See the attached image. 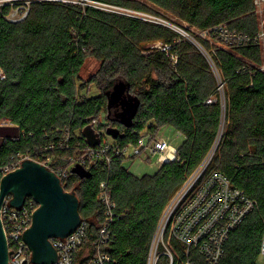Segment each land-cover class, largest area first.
Here are the masks:
<instances>
[{
    "label": "trees",
    "instance_id": "16d2710c",
    "mask_svg": "<svg viewBox=\"0 0 264 264\" xmlns=\"http://www.w3.org/2000/svg\"><path fill=\"white\" fill-rule=\"evenodd\" d=\"M100 1L150 10L134 0ZM147 1L199 30L225 24L247 41L226 49L196 37L210 61L191 39L160 23L59 1L33 2L25 19L12 22L6 18L10 7H0V181L12 156L44 152L55 143L46 153L53 155V167H70L62 184L79 198L87 231L83 248L93 246L105 221L98 199L105 181L114 219L113 237L102 250L110 254L109 264H139L166 207L220 132L210 169L227 175L257 206L231 232L219 264H264V11L255 0ZM89 57L99 62L90 84L100 93L92 96L82 94ZM120 80L137 103L129 124L119 116L121 105L109 107L108 93ZM211 97L216 101L207 103ZM102 112L123 133L114 139L120 153L110 152L109 163L82 164L90 146L82 129ZM165 126L184 137L177 158L153 174L131 172L124 150L136 146L145 130L153 136ZM66 133L68 145L60 146ZM194 260L205 264L196 253Z\"/></svg>",
    "mask_w": 264,
    "mask_h": 264
},
{
    "label": "built area",
    "instance_id": "2783aa9c",
    "mask_svg": "<svg viewBox=\"0 0 264 264\" xmlns=\"http://www.w3.org/2000/svg\"><path fill=\"white\" fill-rule=\"evenodd\" d=\"M52 1L73 3L81 5L83 8L92 6L132 17L137 16L126 12L128 10L133 12L132 9L108 4L100 0H0V7L9 6L10 11L6 18L12 22H18L27 17L33 2ZM258 2L262 3L264 0H255L256 5ZM261 11L263 13L264 9ZM201 33L203 38L207 40L214 39L228 46L242 45L247 41L244 35L230 29L225 24L203 29ZM262 33H264L263 29L260 36L264 38ZM156 45L161 46V43H156ZM260 69L264 71V60ZM2 75L3 72L0 71V76ZM218 91L222 101L224 83L220 80ZM215 101L216 98L211 97L206 102L213 103ZM177 133L181 134L180 132ZM69 139L70 136L66 133L59 145L66 143L64 146H67ZM219 139L220 132L208 155L188 177L166 207L151 241L147 259L139 264H197L194 260L195 253L202 257L205 264H219L225 253V245L231 232L256 208V200L250 198L242 189L234 186L227 175L210 169ZM55 147L56 144L51 143L49 147L44 149V152L42 150L36 151L34 155L30 152L17 153L1 167L2 175L20 168L25 160H34L55 172L62 183V180L67 177L70 167L60 169L52 166L53 155L46 152ZM131 147L136 152L156 155L161 164L177 158L179 148L166 137L157 136L151 139L145 135L139 138L136 146ZM112 151L120 153V150L116 148L114 139L109 135L102 136L99 145L86 148L85 153L80 158V163L98 164L101 161L109 163L110 152ZM35 156H39L40 160ZM98 199L104 206L105 213V221L100 229L98 239L90 249L83 248L87 240L84 221L67 237L50 238L58 258L54 264H109L111 262L110 254L102 250L113 237L110 224L114 219L113 203L105 181L100 185ZM10 200L11 196H7L6 202H3L0 208L2 227L8 246V262L9 264H34L32 262V250L25 241L24 234L31 227L33 214L39 204L32 197H28L22 206L14 207L10 204ZM260 257L264 260V239Z\"/></svg>",
    "mask_w": 264,
    "mask_h": 264
},
{
    "label": "water",
    "instance_id": "95a60500",
    "mask_svg": "<svg viewBox=\"0 0 264 264\" xmlns=\"http://www.w3.org/2000/svg\"><path fill=\"white\" fill-rule=\"evenodd\" d=\"M193 42L211 61L201 45ZM128 88L129 84L120 80L108 93L109 107L121 105L123 111L119 116L126 124L130 123L137 107L135 98L127 94ZM106 133L113 139L123 137L121 130L114 126L107 127ZM82 134L90 146H97L102 141V134L93 123L86 125ZM7 196H11L10 204L14 207L22 206L28 197H32L39 204L24 239L32 250L34 264H54L58 258L50 238L67 237L82 223L77 194L74 191H66L60 178L45 165L34 160H25L20 168L2 177L0 208L2 203L6 202ZM8 260V246L0 209V264H9Z\"/></svg>",
    "mask_w": 264,
    "mask_h": 264
},
{
    "label": "rangeland",
    "instance_id": "374dc122",
    "mask_svg": "<svg viewBox=\"0 0 264 264\" xmlns=\"http://www.w3.org/2000/svg\"><path fill=\"white\" fill-rule=\"evenodd\" d=\"M137 2H140L141 4L147 6L150 10H145V11H140V10H134L133 12L131 11H126L129 13L136 14L139 19H142L147 22H155V23H160L163 25H166L173 30L181 33L184 37L189 38L195 42H198L196 37H202L201 30L195 28L194 26L179 20L176 16L172 15L169 12L164 11L163 9L153 5L151 2L147 0H134ZM260 1V0H259ZM259 4V5H258ZM257 6L259 9V12L261 13L262 9H264V2L260 3L258 2ZM107 7H110L107 5ZM130 9V8H128ZM133 10V9H132ZM264 21V20H263ZM262 21V22H263ZM261 22V26H262ZM264 33H262L263 35ZM212 46L214 48L216 47H222L229 49V47L225 46L221 42H218L214 39L209 40ZM199 44V42H198ZM206 52V51H205ZM208 56L209 53L208 51L206 52ZM99 69V62L95 60V58L89 57L86 61V64L81 72V76L85 79L87 82L86 88L82 91V94L87 95V96H92L100 93V90L94 85L90 84L91 78ZM3 124H8V122H3ZM95 128L101 131V134L106 137L108 134L106 133V129L109 126V120L107 119L106 113L102 112L99 117L94 121ZM162 131H159L156 135H151L148 131H144L143 135L147 138H156L157 136H163L161 134ZM107 134V135H106ZM169 139L171 143L174 145H179L182 142V136L175 131H169L167 129L166 136H163ZM112 138V137H111ZM107 139H110L107 137ZM125 166L131 171L135 170V168H139L140 172L139 173H153L155 167L149 166L150 164L155 163V155L151 156L149 153H141V152H136L131 146H129L125 150ZM157 158V156H156ZM91 246H87L88 249H90ZM264 260L260 257L259 258V263H263Z\"/></svg>",
    "mask_w": 264,
    "mask_h": 264
},
{
    "label": "crops",
    "instance_id": "0c3cea01",
    "mask_svg": "<svg viewBox=\"0 0 264 264\" xmlns=\"http://www.w3.org/2000/svg\"><path fill=\"white\" fill-rule=\"evenodd\" d=\"M167 129L169 130V131H175L176 133H177V131L174 129V128H172V127H170V126H165V127H163V128H161V130L160 131H162L161 132V134L163 135V136H166V133H167ZM181 135V134H180ZM182 136V142H183V140H184V137H183V135H181ZM181 142V143H182ZM180 143V144H181ZM180 144L179 145H177V147H179L180 146ZM176 146V145H175ZM151 156H153V155H151ZM155 163L153 162V164H150L149 166H153V167H155V169H154V172L153 173H155L159 168H160V166H161V163L160 162H158V159L156 158V155H155ZM131 172H133L134 174H136V175H143V174H146V173H139L140 172V169L137 167V168H135V170H131ZM153 173H148V174H153Z\"/></svg>",
    "mask_w": 264,
    "mask_h": 264
}]
</instances>
